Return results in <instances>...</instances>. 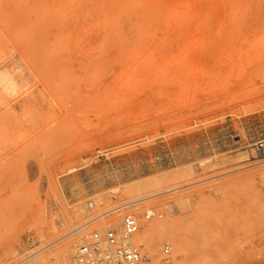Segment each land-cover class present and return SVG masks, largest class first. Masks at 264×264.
Returning a JSON list of instances; mask_svg holds the SVG:
<instances>
[{
	"label": "rangeland",
	"instance_id": "374dc122",
	"mask_svg": "<svg viewBox=\"0 0 264 264\" xmlns=\"http://www.w3.org/2000/svg\"><path fill=\"white\" fill-rule=\"evenodd\" d=\"M27 26L14 39L43 69L56 104L21 105L16 133L0 94V264L66 240L67 262L77 264L83 241L118 234L129 213L173 221L179 232L176 244L136 248L146 264H264V0H67L66 78L54 65L60 45L42 51ZM143 181L176 189L122 211L120 229L100 221L71 233L110 208L101 197ZM178 196L189 197L186 208Z\"/></svg>",
	"mask_w": 264,
	"mask_h": 264
},
{
	"label": "bare ground",
	"instance_id": "6f19581e",
	"mask_svg": "<svg viewBox=\"0 0 264 264\" xmlns=\"http://www.w3.org/2000/svg\"><path fill=\"white\" fill-rule=\"evenodd\" d=\"M8 6H7V8L0 10V29L4 30V32H5L4 33L5 36H3V37L0 36V94L2 95L1 96L2 99L3 100L5 99V101L11 105L10 107H8V110L5 108L4 109H5V111L6 110L8 111V112L6 111V113H9L8 115H10L12 112L11 116L15 115L16 112L20 113L21 105L25 109L27 107L26 106L27 104L33 106L34 112L43 111L45 109L48 110V109H50V102L51 101L55 102V100H56V98H54V96H55L54 93H52L53 91L51 89H49V88H51V85L49 84L50 82L47 84L44 81V79H42V78H45L43 75V72H42V74H41V70H39L40 72H37L38 71L37 69L41 68V66H39V67L36 66L37 67L36 68L35 65L32 64L31 61H29L30 59L27 58L28 57L26 54L27 49L25 48V45L23 44V42H21V40H15L14 37L18 33V29H19L18 27L20 25L21 26H23V25L27 26L29 24L30 29H32L34 26H36V28L34 27V31H32L33 29L31 30V32H34V33H31L30 36L34 37L36 35L35 37H37V39L39 40V43L43 44V46H40V44H39L40 47H43L42 51L46 47H47L46 49L49 50V52L51 54H52V51H55V49L53 50V46H52V51L50 50L51 47H49V46L44 47V45H45L44 42L48 41L49 45H51V43H53V44L55 43L56 47H58L60 45L59 46L60 49L62 48L61 46L65 42L63 50H61V51H60V49L56 50V53L57 52L58 53H57V55H55L56 53L54 52L55 54H53V56H55L54 61L56 60L55 58H57V60H59V62L56 61L55 62L56 64L54 63V65L57 68H60L59 70L61 71L62 75L65 76V78H66L67 73L65 74V71H67V47H66L67 46V44H66V42H67V0H12L11 4ZM31 26H32V28H31ZM40 28L41 29L44 28L46 30H49V31L53 32L54 35H53V33L51 35V33H49V31L48 32L44 31V29L41 30L42 33H40L41 31H38V29L40 30ZM30 29H28V30L30 31ZM36 31H37V33L39 32L40 34L39 33L36 34L35 33ZM41 34H42V36H40ZM48 34H50V35H48ZM37 35H39V36H37ZM45 35H47V36H45ZM48 36H51V37L53 36V37H57V38L54 40V42H50L48 39ZM38 37L39 38L43 37L42 38L44 40L43 43L40 42L42 39L40 38L41 39L40 40ZM51 37H49V38H51ZM34 39L36 41V38H34ZM57 39L60 40L61 42H58ZM57 43H59V44H57ZM48 47L50 49H48ZM5 51H8L10 54L12 53L13 56L11 58H9L7 53H5ZM60 53L62 54V57H61ZM59 56L61 57L62 60L60 59ZM57 62H58V64H57ZM62 65H65V66H63L65 71L61 70L63 68V67H61ZM65 67H66V69H65ZM42 71H43V69H42ZM41 76H43V77L41 78ZM52 95H54V96H52ZM69 99L67 98V101H66V98H65L63 100L64 103H65V101H66V103H68ZM5 101H4V103H5ZM7 104L6 105L3 104V106H7ZM55 104H56V102H55ZM9 108H10L11 112L9 111ZM58 110H60L59 107H58ZM46 112L49 115L52 113L55 114V112L54 111L51 112V110L46 111ZM61 113H62V111H61ZM4 115L2 117H4ZM24 115H25L24 113H21L20 117H22ZM37 115H34V116H37ZM11 116H9V117L12 118V120L4 121L5 127H7V128L12 127L11 129H13V132L19 133L20 131L23 130L20 128L22 122L20 124L19 118H16L17 114H16V117L14 118V120H13V116L12 117ZM26 116L27 115H25V117ZM56 117H54V118L56 119ZM35 118H37V117H35ZM59 118H60L61 122L58 121ZM59 118H57L55 120V122H57V123H55L56 125H54L52 123L53 121L51 122L52 118L49 121L51 122V124L54 125V127L55 126L57 127L58 124L60 123V125H61V123L64 120V118L61 116ZM38 119L40 120V118H38ZM43 120H44V118H43ZM21 121H22V119H21ZM51 124H49V125L51 126ZM23 125H24V123H23ZM32 125H35V124L32 123ZM22 127L24 128V126H22ZM54 127H51V129L49 128V131H46V132L47 133L52 132ZM56 127L54 129L58 128V127L57 128ZM7 128H5V129H7ZM27 128H28V126H27ZM6 143H7V141H6ZM9 144H11V142ZM174 177H177V176L174 175ZM165 182H167V181H143V182H139V183L130 184V185L125 186L121 189H117V190L112 191L113 195L109 196V198L108 197L107 198L101 197L98 200V202H101V201L102 202H107V201L112 202V205H110V208H108L103 213H99V214L97 213V215L96 216L94 215V217L91 218L89 221H87L86 223H84L78 227H75L72 230V232L71 231L70 232L71 233H77V235L78 234L81 235L83 230L90 227L91 225L95 226V223H97V222L100 223V221H101V223L105 224L104 228L116 227L117 229H120V225H121L120 214H121V212L126 210V209H130V208H135V209L137 208L138 209V208H144V207L149 206L151 204V202L155 199V197L161 196V195H159L160 193L161 194L163 193L161 191L166 189L164 187ZM175 189L176 188H174V189L172 188L171 190L166 189V191L164 193L165 194H167V192L172 193ZM168 194H170V193H168ZM122 198L123 199L127 198L128 200H126L125 202H122V203H118ZM177 198H178L180 206L183 209L186 208L187 204H188L189 197L178 196ZM146 211L151 212V211H153V208L148 207ZM72 213H73L72 219H75L79 216L78 209H74L72 211ZM142 222L143 223H141L140 221L138 222L139 223V229L137 230L136 233H134L131 236V244L133 247L138 249V248H142V245H144L149 251H151L155 247L157 242H159L161 240H165V239L170 240L171 242L176 244L177 237H179V232L177 231V227L173 224V221L166 220V219L161 220V221H158V220L147 221V220L143 219ZM70 232H68V234H70ZM120 233L121 232H118V234H120ZM65 236L67 237V235H65ZM63 238L60 241L64 240ZM72 251H73L72 240H68V241L66 240L59 247V249L56 252L44 254L41 256H38L37 254L33 253V254L29 255L27 258L25 257V259L24 258L22 259V257H21L22 260H20V261L16 260V263H14V264H24V263H26V261H28V259L29 260L32 259L35 262V264H67V263L69 264V262H67V261H69V257L71 256ZM151 264H157V261L152 260Z\"/></svg>",
	"mask_w": 264,
	"mask_h": 264
},
{
	"label": "built area",
	"instance_id": "2783aa9c",
	"mask_svg": "<svg viewBox=\"0 0 264 264\" xmlns=\"http://www.w3.org/2000/svg\"><path fill=\"white\" fill-rule=\"evenodd\" d=\"M262 150L258 148L259 153L264 156ZM150 216L153 214H146V218ZM138 229L139 223L135 216L126 214L119 235L114 230H108L104 235L94 232L89 241H83L78 247L77 264H146V256L131 244V236ZM169 250L166 245L164 253L168 255ZM161 264H170V262L165 258Z\"/></svg>",
	"mask_w": 264,
	"mask_h": 264
}]
</instances>
